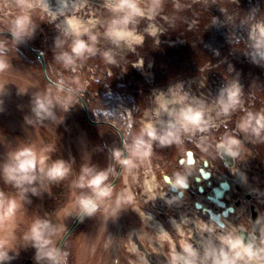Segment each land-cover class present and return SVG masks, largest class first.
I'll return each instance as SVG.
<instances>
[{
    "label": "rangeland",
    "instance_id": "1",
    "mask_svg": "<svg viewBox=\"0 0 264 264\" xmlns=\"http://www.w3.org/2000/svg\"><path fill=\"white\" fill-rule=\"evenodd\" d=\"M151 2L142 0V4ZM158 2L160 6L153 19L137 18L135 29L137 34L144 36V43L136 46L135 52L118 49L102 36L99 38L97 47L101 52L111 50L117 63L107 64L100 53L83 62L75 74L80 77L82 86L77 102L67 112H62L59 107L55 109L58 119L63 116L59 124L52 121H44L40 125L27 123V119H35L32 112L34 96L46 91L50 85L44 81L41 65L31 52L19 44L13 48L12 40L0 36V39L9 41L10 49L5 54L10 64V82L0 92V169L8 162L9 152L33 144L38 148L53 144L49 164L62 160L72 170L63 181H46L47 189L39 190L37 195L31 191L25 194L22 213L26 223L20 225L16 251L9 252L10 259L5 264H47V261L38 262L37 250L23 241L27 224L36 219L49 220L53 224L62 223L67 231L77 216L73 214L59 220L56 213L72 200L73 191L78 194L81 191L72 186L81 169L88 166L105 171L116 167L118 171L119 166L112 156L115 150L121 151L118 134L106 124L91 126L80 99L87 104L88 119L113 124L122 133L125 144L131 143L140 134L144 123L157 119V97L163 94L166 99H171V90L180 86L182 93L188 96L187 103L195 101L194 107L202 105L204 109L211 110L213 120L227 119L228 122L217 131L210 128L207 133L197 134L191 140L185 137L181 144L162 147L154 142L153 158L160 166L159 171L174 176L178 171L177 161L184 150L208 156L213 148L206 154L197 147L201 136L209 137L211 144L213 139L220 140L225 134L238 140L241 135L246 136L256 142L255 151L264 161V133L257 137L251 132L244 133L238 127L248 113L256 115L264 112V62L253 61L249 40L250 26L264 21V0ZM65 14L70 16L74 13ZM79 14L75 15L84 21L91 18L82 12ZM112 18V14L103 9L100 20L107 22ZM64 19V16H58L57 21L48 22L36 18L35 33L27 40L43 56L49 79L50 76L52 79L58 78L55 74L61 72L65 76L73 75L64 72L54 58L60 51L56 48L57 40L65 39ZM153 28L156 30L155 36L150 34ZM97 30L101 33L104 31L99 26ZM83 39L87 40V37ZM64 50H67V45ZM137 64L140 66L136 67ZM20 79L33 85L25 94L20 93L18 83L11 82ZM233 85L240 88V105L229 116L216 118L222 93ZM158 119L160 122L155 125L162 128L170 118L162 113ZM37 129L42 144L38 143ZM120 184L121 180H117L113 187ZM32 187L40 189L39 182ZM0 192L8 196L19 195V190L6 184L2 175ZM135 218L129 208L122 210L116 218L105 219L97 214L80 219L61 247V250L69 253L68 264H143L140 258L143 254L130 251L127 239L128 234L143 232L139 225H133ZM144 220L151 224L149 217L144 216ZM159 228L167 233L165 228L159 226L156 229L159 235ZM145 237H149L148 232L142 234L140 239ZM146 248L152 250V247ZM179 250L175 249V252L182 254ZM164 252L171 264L172 251L166 247ZM161 260L167 261L165 258ZM161 260L160 257L157 259L163 264Z\"/></svg>",
    "mask_w": 264,
    "mask_h": 264
},
{
    "label": "clouds",
    "instance_id": "2",
    "mask_svg": "<svg viewBox=\"0 0 264 264\" xmlns=\"http://www.w3.org/2000/svg\"><path fill=\"white\" fill-rule=\"evenodd\" d=\"M104 6L113 16L107 22L91 18L84 21L78 15H66L64 11L53 13L47 0H0V32L11 34L13 48L33 37L37 27L36 18L52 22L58 16L65 17L66 28L63 30L65 39L57 40L56 48L60 51L54 58L64 72H70L73 75L65 76L61 72L55 74L58 77L56 79L50 76L51 85L46 91L37 93L33 98L32 112L35 119L26 118L28 124L40 125L44 121L61 123L63 116L58 119L55 109L59 107L62 112H67L77 102L82 86L80 77L75 74L79 72L83 62L100 53L107 64L117 63L115 54L111 50L101 52L97 47L99 38L102 36L118 49L126 48L135 52L136 46H142L144 43V36L137 34L135 29L137 18L153 19L160 5L158 0H152L150 4H142V0H105ZM62 7L67 8V4L64 3ZM79 11V7L75 8V12ZM130 25H132L131 28ZM98 26L104 29L102 33L97 30ZM150 34L155 36L156 30L151 29ZM85 36L87 40L83 39ZM69 38L70 43H68ZM249 40L253 61L264 62V21L250 26ZM8 44L9 41L0 39V92H3L10 82L8 78L10 64L5 55L10 51ZM65 45L67 50H64ZM11 82L18 83L21 94L27 93L28 88L33 86L23 79ZM239 97L240 88L237 85L226 89L219 100L216 118L221 115L227 117L231 111L236 110L241 103ZM187 101L188 96L182 93L180 86L171 90V99H166L163 94L158 96L155 109L157 119L145 123L140 134L133 138L131 143H125L124 152L117 149L112 153L115 164L121 168V171L117 173L116 167L97 171L95 168L84 166L81 174L72 184L73 189L81 191L79 194L73 191L72 200L56 213L57 219L62 220L73 214L81 219L97 214L103 215L105 219L116 218L122 210L129 208L143 216L135 192L137 186L143 188L142 194L147 195L149 200H155L157 196L163 198L165 193L157 192L158 185L154 182L155 177L152 180L148 179L152 172L153 143L158 142L162 147L171 146L174 143L181 144L185 137L191 140L197 134L207 133L210 128L219 127L210 115L211 110L204 109L202 105L194 107L195 101L191 104ZM162 113L170 119L158 132L155 124L160 122L158 118ZM238 127L246 133L251 132L260 137L264 133V112L256 115L248 113ZM37 134L38 143L42 144L43 141L39 140V129ZM197 147L206 153L214 148L216 155H227L233 159L239 157L243 151L241 141L228 134L221 137L214 145L209 143V137L201 136ZM53 151V144L39 148L36 144L20 147L8 153V162L0 169L4 182L19 190L18 197L0 192V264H5L10 259L9 252L16 251L17 231L21 224L26 223L22 213V201L25 199V194L31 191L33 195H37L39 190L47 189L46 181H63L72 171L71 166L62 160L49 164V154ZM141 169H144L143 173ZM141 174L144 176L142 184H140ZM118 176L121 184L113 187L112 180ZM165 179L172 191H180L188 186L187 177L180 173H176L171 179L168 177ZM37 182L40 189L32 187ZM172 202V200L168 201V203ZM262 223H264L262 220L256 221L257 225ZM65 231L62 223L53 224L49 220L36 219L27 224V230L24 231L22 239L37 250L38 262L68 264L69 253L57 246ZM261 236V244L264 245V227L261 228ZM158 239L162 244L168 242L172 245L171 264H197L198 254L191 245L182 242L184 254H177L168 233L161 232ZM218 239L223 247L217 252L209 242L200 264H207L209 259L212 264H264V246L255 248L253 243L245 245L243 237L237 236L235 229ZM251 240L254 241L255 237H251ZM129 250L136 251L134 246H130ZM140 258L143 264H147L143 256Z\"/></svg>",
    "mask_w": 264,
    "mask_h": 264
},
{
    "label": "built area",
    "instance_id": "3",
    "mask_svg": "<svg viewBox=\"0 0 264 264\" xmlns=\"http://www.w3.org/2000/svg\"><path fill=\"white\" fill-rule=\"evenodd\" d=\"M67 1L72 2V6H76L78 1L83 2V5L79 6V12L90 15L91 19H100L105 9V0ZM47 2L50 7L52 6L51 9L55 6L59 7L57 0H47ZM52 3L55 4L52 5ZM79 12L74 11V14L80 15ZM59 28L62 30L61 27ZM218 120L215 119L214 122L219 127L211 128L214 129L213 131L219 130L228 122L227 119ZM240 138L243 151L235 159L230 157V166L226 165L224 158L216 155L214 148L209 154L206 153L208 156L195 155L193 151L184 150L177 161V173L187 177L188 186L180 191L171 190L165 177L171 179L174 176L159 171L160 166L154 162L152 156V172L148 179L152 180L155 177L154 182L158 185L157 192H163L165 195L163 198L157 196L155 200H149L147 195L142 194L143 188L136 187L138 206L143 216L131 208L130 210L137 217L135 220L138 224L134 222L133 225L135 227L139 225L143 232L128 234L127 238L129 246H133L132 238L135 234L137 235V240L141 241L144 249L143 252H136L143 254L144 258L147 252V264H161L157 259L165 258V248L169 247L172 251V245L168 242H163L161 251L155 248L152 240L158 239V236L153 225L165 228L175 249H180L182 254H184L182 242L191 245L198 254L197 264L203 260L209 242L219 252L223 246L218 237L227 235L233 229L236 230L237 236L240 232H244L250 240L251 237H255V240L251 241L256 248L264 246L261 244V228L264 227V223L256 224L257 220L264 221V161L255 151L256 142L253 139L242 135ZM218 141L213 139L211 142L214 145ZM140 171L143 173L144 169ZM203 174L207 177L205 178ZM143 180L144 176L141 174L140 184ZM221 184L227 185V189L218 199L223 204L222 207L210 199L215 189L221 190ZM169 200L173 202L168 203ZM225 211L226 215L223 216ZM144 216L151 218L152 223L145 222ZM211 216L218 217V222ZM146 232L149 233V237L140 239ZM146 247H152V250ZM225 250L227 251L226 248ZM163 261V264H169ZM207 264H212L211 259L207 261Z\"/></svg>",
    "mask_w": 264,
    "mask_h": 264
},
{
    "label": "water",
    "instance_id": "4",
    "mask_svg": "<svg viewBox=\"0 0 264 264\" xmlns=\"http://www.w3.org/2000/svg\"><path fill=\"white\" fill-rule=\"evenodd\" d=\"M0 36H7L9 37L10 39L13 40V37L11 36L10 33L8 32H0ZM21 46L25 47L29 52L32 53V55L39 61L40 65H41V68H42V72H43V76H44V80L51 85L52 81L48 78L47 74H46V67H45V60L43 58V56L40 54V53H37L35 50L31 49L30 47H28L24 42L23 43H19ZM80 103L83 107V111L86 115V119L88 120V122L91 124V125H99V124H106L108 125L109 127H111L112 129H114L116 131V133L118 134L119 136V141H120V149H121V152H124V139H123V135L122 133L115 128V126L111 123H105V122H98V121H91L88 119L87 117V108H86V104L83 100L80 99ZM126 155V153H125ZM222 158L225 159V163L226 165L230 166L231 165V158L227 155H222L221 156ZM121 171V168L119 167L118 168V171L117 173H119ZM203 176L206 178L207 175L206 174H203ZM119 176L116 178V179H113L112 180V185L114 186L118 180ZM221 190H218V189H215L213 191V197H211L210 199L216 203L218 206L222 207L223 204L220 203L218 201V199L222 196V193L224 190L227 189V185L226 184H221ZM226 215V211L223 213V216ZM213 220L217 221L218 222V217H214V216H211ZM81 217L77 216L75 218V220L73 221L72 225L67 229V231L65 232L64 236L62 237V239L59 241V244H58V248L61 249L65 239L71 234V232L74 230V228L78 225L79 221H80ZM239 236H242L243 237V243L245 245H248L249 243H253L249 238L248 236L244 233V232H240L239 233ZM255 247V245H254ZM256 248V247H255Z\"/></svg>",
    "mask_w": 264,
    "mask_h": 264
},
{
    "label": "bare ground",
    "instance_id": "5",
    "mask_svg": "<svg viewBox=\"0 0 264 264\" xmlns=\"http://www.w3.org/2000/svg\"><path fill=\"white\" fill-rule=\"evenodd\" d=\"M57 3L59 4V7H57V6H55V7H53V9H51V7H50V9H51V11H53V13H57V12H59V11H64V12H66L67 14L68 13H74V11H75V8H77V7H79V6H81V5H83V2H81V1H78V3H77V5L76 6H72L71 5V3L72 2H69V1H67V0H57ZM64 3H66L67 4V8H63L62 7V5L64 4ZM53 4H55V3H52V5ZM73 4V3H72ZM61 17V16H60ZM144 123V122H143ZM145 124V123H144ZM155 127L157 128V127H159V125H155ZM161 128H157V130H160ZM146 222V221H145ZM150 222L152 223V220H151V218H150ZM148 223V222H147ZM148 224H150V223H148ZM156 229L159 227V226H156V225H153ZM157 231V230H156ZM159 231H160V234H161V232H164V230H162V228H159ZM157 236L159 237L160 235H159V233L157 232ZM133 240H132V242H133V246L135 247V249H136V251H141V252H143V249H144V247H143V244L141 243V241H139V240H137V235L135 234V236L132 238ZM152 243H153V245L155 246V248L158 250V251H161L162 250V243L158 240V239H153L152 240ZM138 255V254H137ZM142 256V255H141ZM148 259V254H147V252L145 253V258H144V260H147ZM165 259L167 260V262H168V259H167V257L165 256Z\"/></svg>",
    "mask_w": 264,
    "mask_h": 264
},
{
    "label": "trees",
    "instance_id": "6",
    "mask_svg": "<svg viewBox=\"0 0 264 264\" xmlns=\"http://www.w3.org/2000/svg\"><path fill=\"white\" fill-rule=\"evenodd\" d=\"M5 37H7V36H5ZM8 39H10L9 37H7ZM10 40H12V39H10ZM28 47H30L31 49H33V50H35V47L31 44V42H28L27 40L24 42ZM20 45V44H19ZM23 47V46H22ZM25 48V47H24ZM42 69V68H41ZM42 74H43V72H42ZM45 81V80H44ZM46 82V81H45ZM47 83V82H46ZM48 84V83H47ZM48 85H50V84H48ZM86 104V103H85ZM86 106H87V104H86ZM91 125V124H90ZM91 126H95V125H91ZM118 180H120V178H118Z\"/></svg>",
    "mask_w": 264,
    "mask_h": 264
},
{
    "label": "flooded vegetation",
    "instance_id": "7",
    "mask_svg": "<svg viewBox=\"0 0 264 264\" xmlns=\"http://www.w3.org/2000/svg\"><path fill=\"white\" fill-rule=\"evenodd\" d=\"M144 117H145V115H144ZM95 126H102L101 124H99V125H95ZM107 127H109L108 125H106ZM128 143V142H127ZM125 145V144H124ZM125 147V146H124Z\"/></svg>",
    "mask_w": 264,
    "mask_h": 264
}]
</instances>
